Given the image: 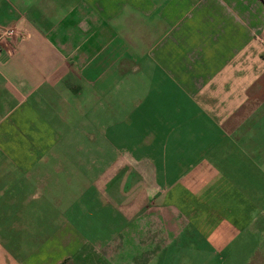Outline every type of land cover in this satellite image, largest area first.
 Returning a JSON list of instances; mask_svg holds the SVG:
<instances>
[{
    "label": "crops",
    "instance_id": "0c3cea01",
    "mask_svg": "<svg viewBox=\"0 0 264 264\" xmlns=\"http://www.w3.org/2000/svg\"><path fill=\"white\" fill-rule=\"evenodd\" d=\"M6 29L0 264L226 263L264 237L262 0H0Z\"/></svg>",
    "mask_w": 264,
    "mask_h": 264
},
{
    "label": "rangeland",
    "instance_id": "374dc122",
    "mask_svg": "<svg viewBox=\"0 0 264 264\" xmlns=\"http://www.w3.org/2000/svg\"><path fill=\"white\" fill-rule=\"evenodd\" d=\"M264 206V204L262 205ZM262 206L260 205L257 209V213L260 212L262 210ZM260 219L264 220V217H260ZM259 221V219H258ZM264 222V221H263ZM249 239L254 240L256 243H254V241H250L248 244V247L246 249H244V253L239 255H232V251L234 249V247L231 248L230 251V256H231V260H229L226 263H223L224 261L220 260V257H224L226 256V254H224L223 256L220 255L219 259H216L212 264H261L260 263V259H261V253H264V247H262L261 243L259 242H263L264 243V237H262V239H260V237H257V240L255 237L253 236H249ZM191 243V242H190ZM227 258V257H226Z\"/></svg>",
    "mask_w": 264,
    "mask_h": 264
},
{
    "label": "built area",
    "instance_id": "2783aa9c",
    "mask_svg": "<svg viewBox=\"0 0 264 264\" xmlns=\"http://www.w3.org/2000/svg\"><path fill=\"white\" fill-rule=\"evenodd\" d=\"M15 34H16V31L14 29H6L3 31H0V37L9 38V37L15 36Z\"/></svg>",
    "mask_w": 264,
    "mask_h": 264
},
{
    "label": "trees",
    "instance_id": "16d2710c",
    "mask_svg": "<svg viewBox=\"0 0 264 264\" xmlns=\"http://www.w3.org/2000/svg\"><path fill=\"white\" fill-rule=\"evenodd\" d=\"M264 2V0H262Z\"/></svg>",
    "mask_w": 264,
    "mask_h": 264
}]
</instances>
